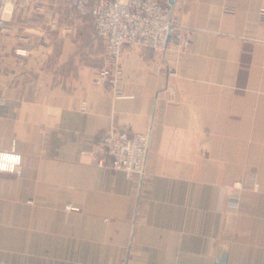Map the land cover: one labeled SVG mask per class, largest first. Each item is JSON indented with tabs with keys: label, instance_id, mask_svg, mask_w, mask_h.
Returning <instances> with one entry per match:
<instances>
[{
	"label": "crops",
	"instance_id": "crops-1",
	"mask_svg": "<svg viewBox=\"0 0 264 264\" xmlns=\"http://www.w3.org/2000/svg\"><path fill=\"white\" fill-rule=\"evenodd\" d=\"M182 1L189 44L164 56L127 46L123 97L94 81L98 46L78 58L66 44L28 81L12 19L0 153L22 161L0 172V264H264V0ZM113 127L150 135L142 183L82 154Z\"/></svg>",
	"mask_w": 264,
	"mask_h": 264
},
{
	"label": "built area",
	"instance_id": "built-area-1",
	"mask_svg": "<svg viewBox=\"0 0 264 264\" xmlns=\"http://www.w3.org/2000/svg\"><path fill=\"white\" fill-rule=\"evenodd\" d=\"M38 1L0 0V34L7 30L5 14L34 6ZM62 1L77 13L92 18L96 35L106 44L108 53V61L99 69L94 81L116 97L124 96L119 85L123 75L121 60L127 46L149 48L164 56L172 44L185 48L192 34L176 16L177 11L185 9L182 0L175 2L174 6L166 0ZM261 17L264 20V10ZM82 154L89 156L91 162L100 168L122 172L128 180L142 183L150 154V135L111 128L100 132L93 148ZM21 161L15 149L11 153H0V171L15 173ZM240 187L241 184L237 183L236 188Z\"/></svg>",
	"mask_w": 264,
	"mask_h": 264
},
{
	"label": "rangeland",
	"instance_id": "rangeland-1",
	"mask_svg": "<svg viewBox=\"0 0 264 264\" xmlns=\"http://www.w3.org/2000/svg\"><path fill=\"white\" fill-rule=\"evenodd\" d=\"M35 4L22 10L14 9L11 14L4 15L7 30L9 29V24L12 25L14 20H19L17 23L23 27L19 28V33L21 34V36H17L19 42L25 43L27 49L31 48L32 45H28L34 42L38 45V49L34 52L21 47L15 50V56L22 57L23 66H21V70L29 75V77L27 76V79L29 78L28 81L39 76L41 74L39 71L41 70L48 72L50 69H55L56 62H59L58 55H60L66 44L69 46L71 44L74 47L75 54L73 56L78 58L87 45L90 48L98 46L99 48L95 50V54L92 53V50L89 52V58L92 55L96 56V52H99L100 54L105 53L108 61L106 44L97 37L93 20L88 14L81 15L77 13L62 0H39ZM10 10L11 8H9ZM56 14L59 16L57 19ZM8 15L9 17L11 16L9 21H7ZM14 25L17 26L16 24ZM7 30L0 34V43L3 42V38L8 32ZM104 65L106 64L102 62L99 69ZM237 183L241 184L240 188H236ZM251 183H253V188H259V184L255 179H252ZM244 188L243 182H233L229 186V203L238 207L240 201L239 192Z\"/></svg>",
	"mask_w": 264,
	"mask_h": 264
},
{
	"label": "water",
	"instance_id": "water-1",
	"mask_svg": "<svg viewBox=\"0 0 264 264\" xmlns=\"http://www.w3.org/2000/svg\"><path fill=\"white\" fill-rule=\"evenodd\" d=\"M169 4H170L171 6H174V5H175V0H169ZM219 262H220V263H225V257L219 259Z\"/></svg>",
	"mask_w": 264,
	"mask_h": 264
}]
</instances>
